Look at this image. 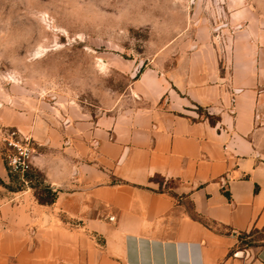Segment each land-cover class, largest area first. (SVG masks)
I'll return each mask as SVG.
<instances>
[{"label":"crops","instance_id":"0c3cea01","mask_svg":"<svg viewBox=\"0 0 264 264\" xmlns=\"http://www.w3.org/2000/svg\"><path fill=\"white\" fill-rule=\"evenodd\" d=\"M231 20L229 49L199 23L171 67L140 71L127 106H0V150L5 129L30 136L27 175L56 194L0 186V264H264V247L237 248L264 227V23Z\"/></svg>","mask_w":264,"mask_h":264},{"label":"rangeland","instance_id":"374dc122","mask_svg":"<svg viewBox=\"0 0 264 264\" xmlns=\"http://www.w3.org/2000/svg\"><path fill=\"white\" fill-rule=\"evenodd\" d=\"M239 12L264 23V0H0V106L34 112L59 102L92 113L127 106L138 65L171 67L199 23L229 49V33L239 28L231 15ZM8 178L2 188L22 189ZM40 182L32 176L39 190ZM261 247L264 227L237 234L238 250Z\"/></svg>","mask_w":264,"mask_h":264},{"label":"built area","instance_id":"2783aa9c","mask_svg":"<svg viewBox=\"0 0 264 264\" xmlns=\"http://www.w3.org/2000/svg\"><path fill=\"white\" fill-rule=\"evenodd\" d=\"M33 140L18 129H5L1 133V153L8 175L20 178L31 171Z\"/></svg>","mask_w":264,"mask_h":264},{"label":"trees","instance_id":"16d2710c","mask_svg":"<svg viewBox=\"0 0 264 264\" xmlns=\"http://www.w3.org/2000/svg\"><path fill=\"white\" fill-rule=\"evenodd\" d=\"M196 111H197V114H198L199 118L206 119V120L209 121V123H211L213 125L216 123L217 118H214V117H211L210 115H208L207 112L204 109H202L201 107H197ZM27 174L24 177L25 181L29 182L30 187L34 191V195H35L36 200L40 204H52L54 202L55 198H56L55 192H53L50 188H48L46 186H43V188L41 190H39L38 185H31L32 176H36V177H38L40 179H41V177H40V175L38 173L32 174L31 176H29ZM2 184H3V182L0 179V185H2ZM227 234H229V231L227 232Z\"/></svg>","mask_w":264,"mask_h":264},{"label":"water","instance_id":"95a60500","mask_svg":"<svg viewBox=\"0 0 264 264\" xmlns=\"http://www.w3.org/2000/svg\"><path fill=\"white\" fill-rule=\"evenodd\" d=\"M140 71H141V66L138 65V66L135 68L134 72H133V77H134V78L137 77L138 74L140 73Z\"/></svg>","mask_w":264,"mask_h":264}]
</instances>
